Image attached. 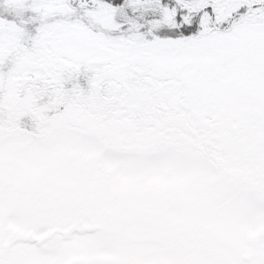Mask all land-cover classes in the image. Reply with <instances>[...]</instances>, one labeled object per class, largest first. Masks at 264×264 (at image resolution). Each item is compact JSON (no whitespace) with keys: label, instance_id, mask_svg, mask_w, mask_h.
<instances>
[{"label":"snow or ice","instance_id":"snow-or-ice-1","mask_svg":"<svg viewBox=\"0 0 264 264\" xmlns=\"http://www.w3.org/2000/svg\"><path fill=\"white\" fill-rule=\"evenodd\" d=\"M0 264H264V0H0Z\"/></svg>","mask_w":264,"mask_h":264}]
</instances>
